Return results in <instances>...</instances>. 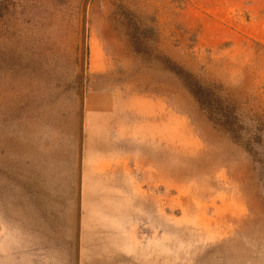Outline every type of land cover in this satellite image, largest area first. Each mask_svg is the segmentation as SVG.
<instances>
[{
	"label": "rangeland",
	"instance_id": "rangeland-1",
	"mask_svg": "<svg viewBox=\"0 0 264 264\" xmlns=\"http://www.w3.org/2000/svg\"><path fill=\"white\" fill-rule=\"evenodd\" d=\"M101 108L138 134L127 245L98 264H264V0H0V264L28 244L21 148L80 130L82 158Z\"/></svg>",
	"mask_w": 264,
	"mask_h": 264
},
{
	"label": "crops",
	"instance_id": "crops-1",
	"mask_svg": "<svg viewBox=\"0 0 264 264\" xmlns=\"http://www.w3.org/2000/svg\"><path fill=\"white\" fill-rule=\"evenodd\" d=\"M98 115L94 117V122L87 120L83 124L82 142L85 149L82 151V158L78 148L80 130L73 135L70 144L65 141L60 143L61 140L58 139L53 143L54 146L46 143L40 145L39 149V144H35V151L31 146L21 148L27 156L21 164L29 177L26 182L20 181L26 188L17 191V201H14L13 206L27 201L30 208L27 220H24L23 228L18 229V232L21 234L20 238L27 240L31 246L36 241L40 248L45 249L48 257L54 259L52 264H80L83 258L87 262L89 257L92 258L91 264H98L101 263L100 256H109L104 248H111L110 255H116L120 254V247L127 245L125 241L126 237L129 238V224L124 218L126 212L123 210L126 205L121 206L120 202L125 193L132 190L128 175H131L133 164L126 161H131V142L136 140L138 132L136 129L126 128V121H116L118 117L106 124L102 119L103 109ZM111 116L113 114L109 115ZM44 133L38 136L42 144L43 139L53 138L49 130ZM125 143L128 145L125 146ZM118 145L123 157L117 154ZM107 153L115 162L111 175L100 169V160ZM111 154L115 155V159ZM69 160L74 163L70 175L67 173ZM114 174L119 179L118 183L116 178H112L115 177ZM111 189H119L123 196L112 193ZM129 202L132 203L131 200ZM105 205L107 208H104ZM13 236L14 239L7 240V246L10 247L8 243L12 241L14 249L16 244L24 242L15 234ZM28 244L24 243L20 247L24 252V256H21L22 264L30 256Z\"/></svg>",
	"mask_w": 264,
	"mask_h": 264
}]
</instances>
